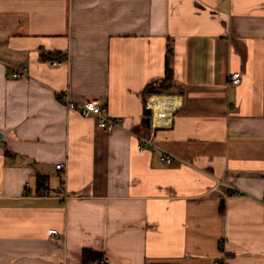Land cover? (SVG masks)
I'll return each mask as SVG.
<instances>
[{
  "label": "crops",
  "instance_id": "obj_1",
  "mask_svg": "<svg viewBox=\"0 0 264 264\" xmlns=\"http://www.w3.org/2000/svg\"><path fill=\"white\" fill-rule=\"evenodd\" d=\"M0 134V264H264V0H0Z\"/></svg>",
  "mask_w": 264,
  "mask_h": 264
},
{
  "label": "built area",
  "instance_id": "obj_2",
  "mask_svg": "<svg viewBox=\"0 0 264 264\" xmlns=\"http://www.w3.org/2000/svg\"><path fill=\"white\" fill-rule=\"evenodd\" d=\"M223 1L229 2L231 0H223ZM61 64H63V62H56V63H53L52 65L60 66ZM8 67L13 71L14 78H29L28 75L24 71L18 70L9 65ZM228 81L231 86H239L241 83V74L240 73L230 74L228 77ZM55 96L58 100L62 102L63 106L67 110L76 111L85 118H93L96 121V125L100 130H103L107 133H112L114 131L125 132L138 140L140 144L139 146L140 149L152 148V149L160 151V153L162 154L161 160L167 166L171 165L174 161H178L177 157L161 149L154 143L153 132L156 129V125L154 123L151 124V128H149L150 130L146 128L147 132L145 134L136 133V132H133L132 130L127 129L122 119L110 116L106 107L101 105L96 100H77L73 98L69 93L55 92ZM151 100H152V97L148 99L147 109L152 112V116L153 117L156 116L157 119L158 118L165 119L166 114L157 111L158 106L156 105V108L154 107L155 102L150 104ZM56 169L59 171H64V172L66 171V168L64 165H57ZM218 182L223 183L222 181H218ZM215 189H217V187ZM222 196L225 199V195L223 193H222ZM259 202L264 205V194H263V198L259 200ZM49 234L52 237H55L58 235L56 231H51L49 232ZM98 264H110V260L108 258H102V260ZM216 264H225V263L219 262Z\"/></svg>",
  "mask_w": 264,
  "mask_h": 264
},
{
  "label": "trees",
  "instance_id": "obj_3",
  "mask_svg": "<svg viewBox=\"0 0 264 264\" xmlns=\"http://www.w3.org/2000/svg\"><path fill=\"white\" fill-rule=\"evenodd\" d=\"M172 80V71L169 67V56L167 57L166 62V76L165 80L162 81V85H168ZM157 90L151 85L145 92V97L149 98L153 95H156ZM149 112V111H147ZM144 124L147 128H151L150 118L147 117L144 121ZM40 189L43 187V183L39 180ZM102 260V256L93 252H84L83 254V264H98Z\"/></svg>",
  "mask_w": 264,
  "mask_h": 264
},
{
  "label": "bare ground",
  "instance_id": "obj_4",
  "mask_svg": "<svg viewBox=\"0 0 264 264\" xmlns=\"http://www.w3.org/2000/svg\"><path fill=\"white\" fill-rule=\"evenodd\" d=\"M158 99L157 98H155L153 101H157Z\"/></svg>",
  "mask_w": 264,
  "mask_h": 264
},
{
  "label": "water",
  "instance_id": "obj_5",
  "mask_svg": "<svg viewBox=\"0 0 264 264\" xmlns=\"http://www.w3.org/2000/svg\"><path fill=\"white\" fill-rule=\"evenodd\" d=\"M0 139H2V134H0Z\"/></svg>",
  "mask_w": 264,
  "mask_h": 264
}]
</instances>
